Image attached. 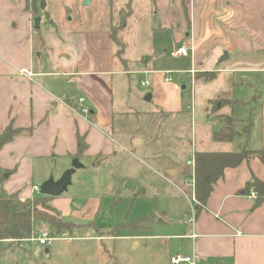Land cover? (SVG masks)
Instances as JSON below:
<instances>
[{
  "label": "crops",
  "instance_id": "obj_1",
  "mask_svg": "<svg viewBox=\"0 0 264 264\" xmlns=\"http://www.w3.org/2000/svg\"><path fill=\"white\" fill-rule=\"evenodd\" d=\"M124 4H128L129 13L122 26L118 27V21L112 25L116 28L114 37L110 26L105 28L99 23L87 28L45 29L43 36L35 39V15L25 8L24 0H0V132L8 124L20 130L0 147V169L8 175L2 185L6 193H17L21 199L41 195L34 187L50 175L59 178L74 158L84 167L97 170L107 162L115 168L121 166L124 157L138 161L148 172L167 173L164 177L170 182L161 175L162 178L180 192L188 189L186 182L193 183L192 178L185 176L188 160L183 163L188 145L182 138L166 136L173 132L168 128L169 122L176 120L183 109L190 108L191 115L195 114L191 133L195 138L188 140L190 145L194 141L191 156L195 151H217L210 147L218 144H222L219 151H233L232 142L237 137L232 142L211 138L220 124L218 115H231L233 106L217 103L216 118L207 112L211 101L222 98L236 102L220 97L228 89L232 74L216 67L224 60L214 63L209 59L220 43H226L229 51L264 49V34L259 42V31L264 29V15L260 16L259 10L264 8V0H126ZM133 16L138 19L133 29L135 42H128L127 29L131 28L129 20ZM158 31L171 33V56L186 57L189 68H151L157 53L163 58L167 51L154 40ZM236 35L245 37L235 38ZM181 45L191 46L192 50L187 55H174L175 47ZM38 49L41 52L35 56ZM184 72L193 73L197 83L195 103L189 108L183 107L179 88L172 81L173 73ZM205 72H213L214 78L205 81ZM166 73H170L169 81ZM132 74L151 75L150 107L146 110L130 107V98L126 102ZM216 79L217 86L212 83ZM212 86L211 91H203ZM61 94L68 95L72 105L77 97H83L89 108L87 118L57 102L55 96ZM126 114L124 123L120 117ZM209 118L214 119V128L205 125ZM242 135L247 136L240 133L239 140ZM261 138L260 149H264V126ZM144 159L160 169H153ZM253 177L264 181V164L257 157L250 156L236 166L226 167L205 206L196 210L194 203V220L192 223L189 216L190 226L184 234H166L164 253L170 251V239H190L193 245L183 256L195 254L194 264H264V197L255 208V200L246 198L249 190L261 197ZM57 197L50 201L58 212L54 201ZM66 201L70 204L69 199ZM192 232L197 235L195 239L190 237ZM138 233L127 238H136L142 231Z\"/></svg>",
  "mask_w": 264,
  "mask_h": 264
},
{
  "label": "rangeland",
  "instance_id": "obj_2",
  "mask_svg": "<svg viewBox=\"0 0 264 264\" xmlns=\"http://www.w3.org/2000/svg\"><path fill=\"white\" fill-rule=\"evenodd\" d=\"M44 1V9L36 10V15L39 14L41 18L39 27L34 26L35 39L39 35L43 36L45 29L56 31L63 26L87 28L103 23L105 28L110 26L112 30V25L122 23L129 13L128 4H124L126 0L124 3L121 0H89L86 4L83 0ZM120 6L121 14L117 19V10ZM259 15H264V8L259 10ZM137 21V17L134 16L129 20L131 28L127 29L130 31L126 36L128 42L129 39L135 42L133 33H136V30L133 29ZM114 30L115 28L113 35L116 31ZM263 34L264 29L259 31V42ZM242 37L244 39L245 36H235ZM154 40L167 48V51L163 58H159V52L157 53L158 56L153 59L151 68H189V60L186 57L175 59L171 56L173 39L170 32L158 31ZM225 45L226 43L218 44L209 59L217 63L224 52L229 54L227 59L215 64L219 70L232 74L228 89L222 92L220 97L236 100L232 105L231 115L239 120L249 119L251 122L248 135L246 137L242 135L240 140L237 137L232 142L231 150L238 148L239 143V148L245 147L246 140L249 147L260 149L264 126V49L259 52L234 49L229 51ZM40 52L38 49L34 55L37 56ZM209 74L213 72H205L202 75ZM150 76V74L130 76L126 102L130 98L128 103L133 109L142 111L150 107V100L145 99L151 92ZM141 79H148L149 86H142ZM172 81L179 88L183 107L189 108L195 103L194 88L197 87V83L194 82V74L173 73ZM212 83L217 86L219 81L216 79ZM211 89L213 86L203 88V91ZM217 103L220 102L213 101L207 105V112L215 118ZM189 109H183L182 114L176 116V120L169 122L168 128L169 130L172 128L173 132L170 131L166 135L182 138L188 145L183 163L193 158L191 150H194L192 146L194 141L190 145L188 140L195 138L194 133L191 135L195 128V114L192 116ZM127 118V114L120 117L124 123ZM196 118L198 120V117ZM213 121V118H209L205 125L214 128ZM198 125L199 123L196 126ZM242 127L244 126L241 124L235 125L237 130H241ZM210 148L219 151L222 150V144ZM122 159L124 161L121 166L116 168L107 162L97 170L90 166L77 169L71 177L67 191L54 200L64 221L62 227L54 229L43 220L35 224L34 233L42 229L50 232L53 237L50 244L40 245L37 240L0 242V264H170L171 254L183 256L193 245L190 239H170L168 253H164L162 243L166 234H184L186 227L190 226L188 219L194 208L192 201L194 188L190 184L188 189L183 188L180 192L162 178L168 176L167 173L158 172L157 176L158 174L148 172L138 161L132 162L124 157ZM145 162L153 169L159 168L147 160ZM185 176L193 179L191 165L186 166ZM171 186L172 190H168ZM64 199H69L70 204L64 202ZM48 203L52 205L50 200ZM144 217L147 220H144ZM146 221L148 223L145 225ZM139 231H142L140 236L127 238L128 235L136 236ZM133 242H137L136 247L133 246Z\"/></svg>",
  "mask_w": 264,
  "mask_h": 264
},
{
  "label": "trees",
  "instance_id": "obj_3",
  "mask_svg": "<svg viewBox=\"0 0 264 264\" xmlns=\"http://www.w3.org/2000/svg\"><path fill=\"white\" fill-rule=\"evenodd\" d=\"M25 8L36 15L39 6V0H24ZM125 19V18H124ZM124 21L118 25L122 26ZM113 29L111 35H113ZM116 30V28H115ZM114 30V31H115ZM116 32V31H115ZM215 74L203 76L205 81L213 79ZM198 78V77H197ZM219 101L220 106L225 103L233 105L231 101L222 99ZM212 103V101H211ZM217 108V107H216ZM219 126L211 133L212 140L216 142H232L240 133L248 135L251 122L250 120L236 119L232 115L218 116ZM236 124H241V130L235 129ZM19 129L8 124L0 132V147L6 142L11 141L18 133ZM238 148L233 151H195L193 153V181L195 199V209L199 210L205 206L206 199L210 195L213 185L222 178L223 170L226 167L238 165L242 160L254 156L260 159L264 164V149L255 150L248 146ZM78 146L82 144L78 140ZM0 169V239L9 241H20L21 239L30 238L34 234L36 222L43 220L48 222L54 229L61 228L63 220L59 213L51 207L48 200L51 197L39 195L31 199H21L17 193H6L2 187L4 181V173ZM254 186L257 188L259 195L264 197V181L252 178ZM51 211V212H50ZM195 211V210H194ZM50 212V213H49ZM147 220V218H143Z\"/></svg>",
  "mask_w": 264,
  "mask_h": 264
},
{
  "label": "built area",
  "instance_id": "obj_4",
  "mask_svg": "<svg viewBox=\"0 0 264 264\" xmlns=\"http://www.w3.org/2000/svg\"><path fill=\"white\" fill-rule=\"evenodd\" d=\"M192 47L187 46V45H181L179 47H177L174 51V55L176 56H182V55H187L189 50ZM21 73H28L26 70H21ZM170 73H166V80H170ZM140 84L142 86H149V81L146 79H143L140 81ZM55 99L57 102L59 103H63L65 104L74 114L83 117V118H87L88 114H89V108L88 106H86L84 104V98L83 97H77L76 98V104L72 105L70 104L69 101V96L66 94H61V95H57L55 96ZM193 159H189L187 164L188 165H192L193 166ZM164 177V176H163ZM164 179L168 182H170V180L167 177H164ZM187 185H192L193 184V188H194V181L193 183L190 181L186 182ZM34 189L36 191H38L39 187H34ZM182 192V189H180ZM257 197V194L254 190H249L246 194V198L250 201L255 200ZM192 201L195 203V199L194 196H192ZM194 220V208L192 209V214L190 216V221L193 223ZM35 235V236H34ZM196 234L194 232L191 233V238L195 239L196 238ZM31 240H37L39 244L41 245H49L50 242L53 240V237L50 235V232L47 229H42L37 231L36 233H34L31 236ZM196 255H190V256H181V255H172L169 257V261L171 264H181V263H188V264H194Z\"/></svg>",
  "mask_w": 264,
  "mask_h": 264
},
{
  "label": "water",
  "instance_id": "obj_5",
  "mask_svg": "<svg viewBox=\"0 0 264 264\" xmlns=\"http://www.w3.org/2000/svg\"><path fill=\"white\" fill-rule=\"evenodd\" d=\"M89 0H83V3L86 4L88 3ZM45 6V1L44 0H39V9L43 10ZM40 16L36 15L33 18V23L34 26L37 28L39 27V22H40ZM228 53L224 52L222 56L219 58V61L221 62L222 60L227 59ZM151 98V94L148 93L145 96L146 100H149ZM219 105V104H218ZM83 165L78 161L77 158H74L71 161V165L68 169H66L59 178L55 179L53 175H50L45 181H43L38 189V193L41 195L45 196H50V197H57L61 195L63 192L67 191L68 186L71 184V177L73 173L79 169L82 168ZM7 173L4 174V177H7ZM262 197H256L253 208L259 206V204L262 202Z\"/></svg>",
  "mask_w": 264,
  "mask_h": 264
},
{
  "label": "flooded vegetation",
  "instance_id": "obj_6",
  "mask_svg": "<svg viewBox=\"0 0 264 264\" xmlns=\"http://www.w3.org/2000/svg\"><path fill=\"white\" fill-rule=\"evenodd\" d=\"M38 9H39V6H38ZM37 15H39V14H37ZM36 16V15H35Z\"/></svg>",
  "mask_w": 264,
  "mask_h": 264
}]
</instances>
